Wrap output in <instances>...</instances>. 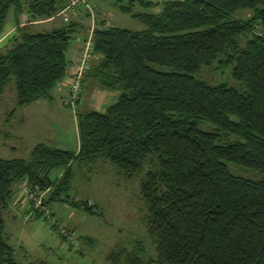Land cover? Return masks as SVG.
Returning a JSON list of instances; mask_svg holds the SVG:
<instances>
[{
	"label": "trees",
	"instance_id": "trees-1",
	"mask_svg": "<svg viewBox=\"0 0 264 264\" xmlns=\"http://www.w3.org/2000/svg\"><path fill=\"white\" fill-rule=\"evenodd\" d=\"M67 2L0 0V32L12 8L52 17ZM136 3H155L119 5L145 29L104 21L91 31L97 57L83 86L121 95L105 112L78 113L79 148L40 143L29 159L0 158V264H25L6 237L2 214L16 186L27 181L39 194L52 189L44 205L63 200L100 215L97 204L66 195L73 163L99 158L128 178L142 173L143 220L156 244L154 257L141 241L120 246L109 256L113 264H264V0H169L157 13L135 12ZM239 10L252 15L234 18ZM77 30L74 23L45 32L18 28L0 47V105L12 80L21 107L53 100L72 65L68 52ZM215 64L231 70L238 86L200 76ZM229 162L263 176H237ZM55 170L61 174L52 178Z\"/></svg>",
	"mask_w": 264,
	"mask_h": 264
},
{
	"label": "rangeland",
	"instance_id": "rangeland-1",
	"mask_svg": "<svg viewBox=\"0 0 264 264\" xmlns=\"http://www.w3.org/2000/svg\"><path fill=\"white\" fill-rule=\"evenodd\" d=\"M165 1L169 0H155V7L136 3L133 10L157 13ZM128 2L129 0H89L88 6L82 4L70 13L69 21L58 14L60 10L52 20H48L50 17H40V24L25 27L30 30L28 32H45L58 24L69 23L85 28L86 25L78 20L81 18L86 20L89 27H94L91 31L107 20L122 28L145 29L146 25L142 21L120 8L119 5L126 6ZM101 12L109 13L110 17L102 19L106 16ZM14 13L15 8H12L6 23L11 22ZM251 15V11L239 10L234 18L247 19ZM91 18H95V21ZM258 30H263L262 25L258 26ZM250 36L248 34L242 37V43ZM76 38L72 40V47ZM200 76L211 84L226 82L238 86L231 70L218 68L217 64L203 68ZM56 88L52 91L54 102L49 108L40 111V104L19 106L15 82L12 80L8 83L0 105V158L29 159L33 148L40 143L70 151L78 149V113L84 110L86 101L78 107L79 101L73 109L67 105L69 96L64 94L65 91L61 94ZM88 94V87L84 88L83 98ZM204 127L212 126L205 123ZM228 165L237 176L253 180L263 176V173L253 168L231 162ZM73 173L72 186L66 195L72 200L97 204L100 215L74 208L63 200L43 205V212L37 214L40 208H36V200L29 199L26 185H22L26 181L19 183L9 207L2 212L6 237L15 248L17 259L25 264L37 260H44L47 264H113L109 260L110 254L120 246L132 247L136 241L143 243L147 256H156V244L143 220L145 209L141 193L142 173L128 178L118 167L103 158L91 164L76 160L73 163ZM60 174V170H55L51 176L57 178ZM51 193L52 189L35 193V196L46 200Z\"/></svg>",
	"mask_w": 264,
	"mask_h": 264
},
{
	"label": "crops",
	"instance_id": "crops-1",
	"mask_svg": "<svg viewBox=\"0 0 264 264\" xmlns=\"http://www.w3.org/2000/svg\"><path fill=\"white\" fill-rule=\"evenodd\" d=\"M152 1L155 3V0H152ZM102 13H103V16H104V14L106 16V17H103L102 19H105V18L107 19V17H110L109 13L101 12V14ZM54 17H55V15H53L50 18L49 17H46V18H49L48 20H52ZM91 19H93L95 21V18H91ZM78 20L81 21L82 24L84 23L86 26H85V28H83L81 26H77L78 30H77L76 34L87 36L91 32V29L94 27L93 26L89 27V25L86 24V20H84V19L79 18ZM40 23H41L40 19L34 18L32 16V14H30V13H17L15 11L14 18L11 20V22L9 24L6 23L3 31L0 32V47L3 44H5V42L8 40V38L12 34H14V32L18 28H23V29L27 30L25 26H28V25L36 26L35 24H40ZM105 25L106 26H115L116 24H112L110 22V20H107ZM60 26H64V25L58 24V26H56V27H60ZM115 27H118V26H115ZM37 28H39V27H37ZM51 29H53V28H51ZM27 31H30V30H27ZM47 31H49V30H47ZM78 51H79V45L76 42L75 45L73 47H71V50L68 52V58L70 60V63L75 62V60L77 59ZM57 86H56L57 87L56 89L59 93L62 94L65 91L64 94H67V96H69L68 86L66 85L65 80L62 81L61 83H59V85H57ZM120 95H121L120 90L104 89V88H101L99 86H94V87L89 89V94L87 95L86 98H83V96H82V100H80L78 107L82 104V102L86 101V105H85V108L83 111L96 110L99 112H105L108 109V107H110L111 105L115 104L118 101ZM53 97H54V95H53ZM54 100H55V97L53 98V100L39 99V100H37L31 104H40L39 110L42 111L44 109L49 108L51 106L50 104L52 102H54ZM34 106H37V105H34ZM78 139H79V145H80L79 131H78Z\"/></svg>",
	"mask_w": 264,
	"mask_h": 264
},
{
	"label": "built area",
	"instance_id": "built-area-1",
	"mask_svg": "<svg viewBox=\"0 0 264 264\" xmlns=\"http://www.w3.org/2000/svg\"><path fill=\"white\" fill-rule=\"evenodd\" d=\"M89 0H68L66 5L61 9L58 13L63 16L65 21L70 20V13L75 11L78 6L88 4ZM88 6V5H87ZM259 34H263L262 30H258ZM77 44L79 45V51L77 54V59L75 62L68 69V75L63 79L65 80L66 85L68 86L69 92V100L67 105L73 109L76 108L79 101L81 100L82 93H83V75L84 73L90 68L91 62L93 59L97 57L95 50H94V43H93V34L88 35L87 39H83L82 36H77ZM22 185L25 186V190L29 195V199L36 200V208L44 209L43 200L35 196V191L30 187L29 183H23ZM47 209V207H46Z\"/></svg>",
	"mask_w": 264,
	"mask_h": 264
}]
</instances>
